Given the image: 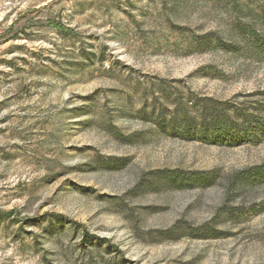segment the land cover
<instances>
[{"label": "rangeland", "instance_id": "374dc122", "mask_svg": "<svg viewBox=\"0 0 264 264\" xmlns=\"http://www.w3.org/2000/svg\"><path fill=\"white\" fill-rule=\"evenodd\" d=\"M255 116L264 0H0V264H264Z\"/></svg>", "mask_w": 264, "mask_h": 264}, {"label": "trees", "instance_id": "16d2710c", "mask_svg": "<svg viewBox=\"0 0 264 264\" xmlns=\"http://www.w3.org/2000/svg\"><path fill=\"white\" fill-rule=\"evenodd\" d=\"M48 24L64 33H71L70 28L59 22L49 21ZM237 114H240L239 111L236 112V115ZM210 115L214 123L212 129L208 134L205 132H201L197 135L207 138L209 137L214 142L229 144L233 142H239L245 138L255 140L259 137L253 129V120L251 119L250 115H242V125L239 126V128H237L238 126L234 128L233 122L228 121V119H222L220 114L213 112L210 113ZM254 124H256V127H259L261 133H264V121L260 120L258 116L254 117ZM229 126H231L230 128L232 129H227ZM253 175L255 178L264 179V165Z\"/></svg>", "mask_w": 264, "mask_h": 264}]
</instances>
